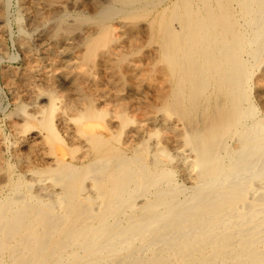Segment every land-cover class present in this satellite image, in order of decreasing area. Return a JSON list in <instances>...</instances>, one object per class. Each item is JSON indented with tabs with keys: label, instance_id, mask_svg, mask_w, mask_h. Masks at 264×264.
Masks as SVG:
<instances>
[{
	"label": "bare ground",
	"instance_id": "obj_1",
	"mask_svg": "<svg viewBox=\"0 0 264 264\" xmlns=\"http://www.w3.org/2000/svg\"><path fill=\"white\" fill-rule=\"evenodd\" d=\"M162 1L21 0L25 68L3 71L19 120L0 127V264H264L252 103L254 85L264 105V0ZM79 2L94 14L78 34L90 21L69 25L67 10ZM113 8L122 22L102 18ZM143 33L154 45L136 58ZM126 115L142 119L141 142Z\"/></svg>",
	"mask_w": 264,
	"mask_h": 264
},
{
	"label": "rangeland",
	"instance_id": "obj_2",
	"mask_svg": "<svg viewBox=\"0 0 264 264\" xmlns=\"http://www.w3.org/2000/svg\"><path fill=\"white\" fill-rule=\"evenodd\" d=\"M166 1L167 0H163L159 4L160 5L161 4H165ZM7 3H9L8 8L6 10V12L9 10L7 12L8 13L7 14L8 16L6 15V18L7 19L4 20V24L3 25L0 24L1 26H4L5 25V30L3 31V33L0 32L1 33L0 34V44H2V45H0V127L3 128L4 130L6 129L7 132H8V134L11 135V133L9 131L10 129H7V128L9 126V122L14 121V119H15V121L19 120V117L16 116V114L14 115V113L17 112L16 109L18 107L17 106L18 105V102L16 100L17 97H16L15 91H13V89L11 87H9L8 84H6V81H5V78H4V75H3V73H4L3 71H5V72H9V71H22L25 68L24 62H25L26 58H25V55L22 53V52H24V49L19 44V41L21 39L19 37L22 36V34H21V28H20L21 26H19L20 24H17L18 23L17 17L19 15L24 16L25 12H24L23 6L21 5V0H10V1L8 0ZM67 12H68V17H69L68 18L69 20H67V24L70 22L69 25H73L75 23V21H77L79 18H83L80 21H84L85 19H87L88 21H90V22H87V24H84V26H85L86 29L83 28V30H82L80 28V30L78 31V34H79V32L83 33L86 30L88 31L89 28L92 26V24H90L91 23V20H89V18L90 17L91 18L93 17V14H94L93 12L94 11L87 4H84V2H79L78 4H73L71 7H69V9L67 10ZM154 13H155V11H153V12L150 11L146 15H143L141 17L135 18L133 20V22H136L137 24H140V25H138V27H142L143 25H145L147 23L148 20H150L152 18V16L154 15ZM111 14L112 15H116V16L114 18H112V19H109L110 14H109V16H107L108 14L105 13L104 15H102V18L103 19H106V20H111L112 22L111 21L110 22L112 24H117L118 22H120V21L122 22V20H124L125 15L121 14V10H119V9H116L115 10L113 8V11H111ZM117 14L119 15V17L117 16ZM105 16H107V18ZM81 23L82 22H77L78 26H80ZM23 25H24V23H23ZM24 27H25V25H24ZM19 30H20V33H19ZM40 40L41 39H38L37 40V38L35 37V38H33L30 41L31 42V45H33L34 50L36 52H38L37 53L38 55L43 54V52L46 51V50L49 51V48L52 47V45L50 44L49 41H42L41 40L42 41L41 42ZM45 43H47V44H45ZM153 45L154 44L150 40H148V36L146 35V33H143L142 34V40L139 42V48H137L138 51L136 49L135 50L136 53L134 52V54H135L134 57H136V58L137 57L138 58H144L145 53L146 52L147 53L150 52L151 51V47ZM63 48H64V46L58 49V51H60L61 52V55H62V56L61 55L59 56L60 59L64 58L63 59V62H67L68 64H72V62L75 60V59L73 60V58H74L73 57L74 51L73 50H70V49L67 50V51H64ZM51 51H49V52L51 53ZM55 51H57V49L54 50V52ZM52 54H53V51H52ZM44 64H47L48 70H51V68H52V65H51L52 63L51 62L49 63V61H46V62H44ZM59 68L60 69H58V70H60V71L59 72L56 71V73H58V74L62 70H65V68L62 69V67H59ZM263 70H264V65H261V69H259L258 71L255 72L256 75L254 77L257 78L258 76H260L261 75V72ZM57 78H58L57 80H58L59 83H58V86L56 88L57 89L56 91H58V90L65 91L66 84H68L67 78L66 79L65 78L62 79V78H59V77H57ZM254 80H253V83H254ZM252 90H253L252 91V93H253L252 94V103L258 109L257 112L259 113L257 118L258 119L261 118L260 120H262L264 122V105L261 104V99H260L259 96H257L256 86L253 85ZM44 94H46V93H44ZM46 95H48V94H46ZM13 97L15 98V100H14ZM47 99H48V97H46L45 95L43 97H41V100L42 101L43 100L46 101ZM153 103H154V101L151 102V105ZM114 116L116 117V114H113V113H112V115L108 114V116H107V118H105V120L106 121H109V122L112 121V123H114V124H118L117 123L118 120L116 118H114ZM128 116H130V115H128ZM128 116L126 115L124 118L126 119ZM111 117L113 118L112 120H110ZM137 117H138L137 115H132V117H129L127 119L129 120V124H130L129 129L136 132L135 133V135L137 137L136 141L137 142H141L142 141V139H141V134H142V132H141V125L143 123H141V120L142 119L139 118V117L137 118ZM7 119H8V121H7ZM6 122H7V124H5ZM159 136H160V132L158 131V129H154V132L151 133V136L148 139L149 140L150 150L152 149L154 155L156 153H158L161 148L164 147L163 144L159 141L160 140ZM169 149L171 150L170 151L171 154L173 156H175L176 153H175L174 148H169ZM176 164H177V159L174 160V164L173 165H176ZM177 179H178L177 181L179 183H181V184H185L186 183V181L181 177L180 174L177 177ZM185 185L186 186H189L187 183Z\"/></svg>",
	"mask_w": 264,
	"mask_h": 264
}]
</instances>
